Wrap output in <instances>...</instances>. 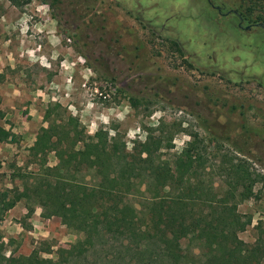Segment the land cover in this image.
<instances>
[{"label":"rangeland","instance_id":"obj_1","mask_svg":"<svg viewBox=\"0 0 264 264\" xmlns=\"http://www.w3.org/2000/svg\"><path fill=\"white\" fill-rule=\"evenodd\" d=\"M0 115L14 134L0 143V194L22 192L30 173L60 163L56 137L45 143L43 131L72 116L86 134L115 139L112 162L133 193L146 159L170 161L193 141L198 178L220 196L237 182L235 196L252 185L227 211L251 216L238 237L264 245V0H29L18 8L0 0ZM148 136L159 150L147 148ZM38 144L44 151L34 155ZM77 177L90 180L85 171ZM121 199L77 264H153L130 239L146 201L136 192ZM30 204L29 217L24 200L0 215L1 256L56 260L59 248L83 239ZM163 228L175 250L197 252L191 229Z\"/></svg>","mask_w":264,"mask_h":264},{"label":"trees","instance_id":"obj_2","mask_svg":"<svg viewBox=\"0 0 264 264\" xmlns=\"http://www.w3.org/2000/svg\"><path fill=\"white\" fill-rule=\"evenodd\" d=\"M8 1L16 8L29 2ZM43 133L42 141L45 143L50 142L52 135L56 137L54 144L59 146L60 163L53 167L44 165L38 172L30 173L22 192H2L0 215L24 200L29 217L34 212L30 203H38L43 218L59 217L65 226L82 233L83 239L67 249L59 248L56 260L40 257L33 251L25 257L6 258L0 254L1 263L77 264L85 260L98 242L100 229L105 224L104 217L111 211L110 206L119 205L123 196L136 192L146 203L140 206L139 212L136 210L138 226L130 239L136 240V246L139 244L137 249L152 256L153 264H264L261 240L258 238L250 245L238 237L251 224V216L227 211L230 204L236 207L251 197L252 185L242 186L243 190L235 196L237 187L243 185L237 182L220 196L211 184L206 185L198 178L200 161L193 141L187 142L186 147L170 161L155 157L146 159L145 182L139 187L136 184L133 193V182L121 171H115L111 155L118 146L115 139H108L106 132L99 130L90 136L80 127L77 118L68 116L58 124L50 123ZM13 137L10 130L0 126V143H10ZM151 139L154 138L148 136L146 139L147 148L159 150L161 141L153 142ZM43 147L39 145L31 149L37 155L44 151ZM83 171L90 176L89 182H85V178L78 179L79 172ZM232 173L237 180L244 177L236 167ZM165 218L169 223H163ZM139 221L141 223L137 224ZM168 224L191 229L193 236L190 239L197 252L190 250V257L175 250L163 228ZM1 250L0 242V253Z\"/></svg>","mask_w":264,"mask_h":264},{"label":"flooded vegetation","instance_id":"obj_3","mask_svg":"<svg viewBox=\"0 0 264 264\" xmlns=\"http://www.w3.org/2000/svg\"><path fill=\"white\" fill-rule=\"evenodd\" d=\"M215 9H217V10H220V8L219 7H214ZM238 27L240 28V29H243V30H245V31H248V30H250L251 29V27L250 26H245V27H242L240 24L238 25Z\"/></svg>","mask_w":264,"mask_h":264}]
</instances>
